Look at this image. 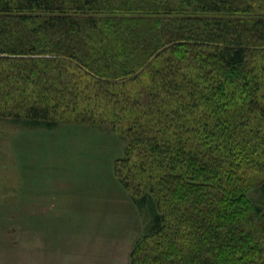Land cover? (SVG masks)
<instances>
[{
    "label": "trees",
    "instance_id": "obj_1",
    "mask_svg": "<svg viewBox=\"0 0 264 264\" xmlns=\"http://www.w3.org/2000/svg\"><path fill=\"white\" fill-rule=\"evenodd\" d=\"M0 119L123 139L131 264H264V0H0Z\"/></svg>",
    "mask_w": 264,
    "mask_h": 264
},
{
    "label": "rangeland",
    "instance_id": "obj_2",
    "mask_svg": "<svg viewBox=\"0 0 264 264\" xmlns=\"http://www.w3.org/2000/svg\"><path fill=\"white\" fill-rule=\"evenodd\" d=\"M106 127L110 129L108 126L92 127L104 133L105 138L104 142H97L93 146L87 142L80 144L81 138L78 135L76 138L72 137L64 130V126L54 130L55 132H48L45 129H29L9 119H0V221H30L33 215H39V211L41 213L48 207H62L68 211L70 208L72 211H79L80 207L88 213L72 214L71 220L114 225L121 222L133 225L135 235L140 232V237L143 236L152 217L147 211L141 212L138 208L135 210L129 204L132 192L123 188L114 173L116 159L123 155L126 144L118 134ZM46 137L49 139H45ZM117 155L120 156L116 157ZM100 162L102 172L98 169L100 165L95 170L96 164ZM110 166H113L112 172ZM131 166L130 164L128 168ZM128 168L122 167L124 174H127ZM44 175H49L53 189L50 203L38 202L36 197L31 196L36 190L33 176L36 179H47ZM70 177H96L105 181L97 184V187L100 186L97 193L84 191L79 198L71 193L72 196L67 198L64 195L54 199L55 189H59L56 186L64 185L62 178L68 180ZM112 179L117 180L118 184ZM85 194L89 196H83ZM251 197L264 208V193L256 190L251 193ZM90 203L92 206H88Z\"/></svg>",
    "mask_w": 264,
    "mask_h": 264
},
{
    "label": "crops",
    "instance_id": "obj_3",
    "mask_svg": "<svg viewBox=\"0 0 264 264\" xmlns=\"http://www.w3.org/2000/svg\"><path fill=\"white\" fill-rule=\"evenodd\" d=\"M64 130L74 138L78 135L81 138L80 144L87 142L94 146L97 142L105 140L104 133L88 126L68 125L64 126ZM118 156L120 155L116 157ZM101 163L94 166L96 171L100 165L98 169L102 172ZM110 168L112 172L113 166ZM44 177L47 179L39 177L36 179L33 176L36 190L31 196L36 197L38 202L50 203L53 199L51 196L53 189L49 175ZM112 180L118 184L117 180ZM104 181L96 177L91 179L70 177L68 180L62 178L64 185L56 186L59 189H55L53 197L55 199L66 195L67 198L74 193L79 198L84 191L97 193L100 187H97V184ZM130 201L129 204L136 210L132 199ZM78 208L79 211H72L71 208L68 211L62 207H48L41 213L39 211V215H33L30 221H0V264H131V256L140 232L138 236L135 235L133 225L121 222L114 225L71 220L72 214L88 213Z\"/></svg>",
    "mask_w": 264,
    "mask_h": 264
}]
</instances>
